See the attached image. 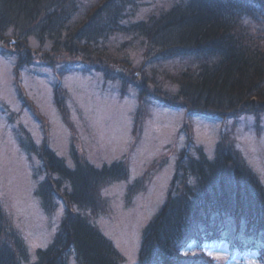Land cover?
<instances>
[{
  "label": "trees",
  "instance_id": "obj_1",
  "mask_svg": "<svg viewBox=\"0 0 264 264\" xmlns=\"http://www.w3.org/2000/svg\"><path fill=\"white\" fill-rule=\"evenodd\" d=\"M142 3L0 0V44L10 45L8 53L18 58V67L34 66L38 58L56 68L65 54L84 64L82 72L92 69L119 82L122 95L133 86L140 100L208 120L264 116V0H176L144 18L140 12L148 5ZM118 37L122 41L109 45ZM30 38L46 48L43 55L30 48ZM131 51L141 54L132 73L141 78L129 81L112 64L118 62L115 57L133 63ZM173 60L192 63L179 73L163 69ZM149 68L151 75L145 71ZM142 79L144 84H137ZM25 134L22 148L41 165L35 172L37 182L42 180L36 198L49 217H57L59 201L65 211L51 244L31 257L0 196V264H69L71 257L77 264H125L88 215L107 212L102 192L128 180L126 164L96 168L73 152L70 168L46 142L38 147ZM221 141L212 158L201 149L195 155L181 153L188 163L179 161L166 202L143 231L139 264H195L196 259L207 264L209 257L201 262L183 250L192 240L217 239L242 241L264 262V185L241 153ZM145 182L137 181L131 192Z\"/></svg>",
  "mask_w": 264,
  "mask_h": 264
},
{
  "label": "rangeland",
  "instance_id": "obj_2",
  "mask_svg": "<svg viewBox=\"0 0 264 264\" xmlns=\"http://www.w3.org/2000/svg\"><path fill=\"white\" fill-rule=\"evenodd\" d=\"M175 1L144 0L142 5L148 6L140 15L144 18L153 9H165ZM117 41L122 38L112 39L109 45ZM28 43L33 51L46 52L35 38ZM11 50L10 45L0 44V196L26 238L31 257L51 244L65 207L59 201L54 219L36 198L42 180L37 182L35 172L41 165L22 148L25 133L38 147L46 142L70 168H74L73 152L96 168L126 164L128 180L115 182L102 192L107 212L88 215L123 255L125 264H139L143 231L166 202L179 161L187 159L186 154L195 155L201 149L212 158L222 140L223 145L241 153L264 185V116L208 120L183 109L140 100L133 86L123 96L119 82L106 80L92 69L82 72L84 64L68 55L61 56L56 68L42 65L38 58L34 66L18 67V58L8 53ZM130 56L135 58L134 64L116 57L118 62L112 64L116 73L129 81L141 78L132 73L142 62L139 52L131 51ZM188 62L169 61L163 69L179 73L192 63ZM145 71L152 73L151 68ZM144 180L145 185L132 193L130 187ZM185 253L201 262L207 256V264H264L257 251L242 241L193 240ZM69 264H77L74 257Z\"/></svg>",
  "mask_w": 264,
  "mask_h": 264
}]
</instances>
